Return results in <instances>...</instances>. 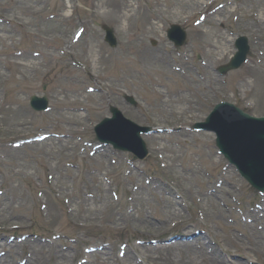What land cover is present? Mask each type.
<instances>
[{
	"label": "rangeland",
	"instance_id": "obj_1",
	"mask_svg": "<svg viewBox=\"0 0 264 264\" xmlns=\"http://www.w3.org/2000/svg\"><path fill=\"white\" fill-rule=\"evenodd\" d=\"M206 1L0 0V264H264V197L214 134L191 129L220 102L264 116V0ZM174 24L187 33L182 48L167 37ZM239 37L249 61L221 77ZM153 53L162 65L145 59ZM32 96L51 110L34 112ZM110 106L161 130L144 137L145 161L96 148ZM42 134L51 137L23 143Z\"/></svg>",
	"mask_w": 264,
	"mask_h": 264
},
{
	"label": "water",
	"instance_id": "obj_2",
	"mask_svg": "<svg viewBox=\"0 0 264 264\" xmlns=\"http://www.w3.org/2000/svg\"><path fill=\"white\" fill-rule=\"evenodd\" d=\"M171 39L182 45L185 35L177 37L178 27H173ZM107 41L116 45L111 30L106 28ZM241 52L229 66L222 67V73L238 68L246 58V42L242 39L238 43ZM46 100L33 99L34 108L41 110ZM113 120H105L98 128L99 138L114 144L118 149L131 151L141 159L147 155L145 145L141 141L140 131L122 120L119 111L112 109ZM204 128L215 131L218 136V145L226 157L234 163L242 175L256 188L264 190V119H254L229 104L216 107L213 114L203 125Z\"/></svg>",
	"mask_w": 264,
	"mask_h": 264
},
{
	"label": "bare ground",
	"instance_id": "obj_3",
	"mask_svg": "<svg viewBox=\"0 0 264 264\" xmlns=\"http://www.w3.org/2000/svg\"><path fill=\"white\" fill-rule=\"evenodd\" d=\"M213 1L214 0H207L206 2H203V4H202V7H204L206 4V6H208L209 4H212L213 3ZM209 2V3H208ZM199 6H197L196 8H198ZM198 9H201V6L198 8ZM198 9H192L191 10V12L190 13H193L195 10H198ZM221 14H225V11H223ZM132 16H134V15H132ZM132 16H129V17H127L126 18V20L127 21H130L131 20V18H132ZM258 22V24H257V26L256 27H258V28H260L261 27V25H262V20H260V19H258L257 20ZM225 22L224 21H222L221 22V24H224ZM210 34V32H208V34L207 35H209ZM212 51H208V54H207V56H208V60H212L213 58H214V56H213V54L211 53ZM159 55H157V54H147V55H145V59L148 61V62H150V63H154V64H160V65H162L163 64V62H164V59H163V56H162V54H160V53H158ZM205 60L208 62V60L205 58ZM203 67H204V69H207V65L205 64V65H203ZM186 87H190V86H186ZM14 217H22L21 215H19V214H17V213H15L14 212ZM260 238H262L261 239V241H263L264 242V238L263 237H260ZM257 249H258V247H257ZM258 251V254L259 255H264V251H262L261 249H258L257 250ZM212 253H215V252H212ZM188 254H195L196 255V253H195V250H193V247L191 246V247H189V250H188ZM203 256V255H202ZM134 258H136V262L137 263H135V264H140V260H139V258L137 257V256H134ZM60 259V258H59ZM58 259V257H57V259L56 260H58V261H61V260H59ZM63 259V258H62ZM213 259V258H212ZM210 262H212V263H214L212 260L210 261ZM31 264H32V262H31Z\"/></svg>",
	"mask_w": 264,
	"mask_h": 264
}]
</instances>
